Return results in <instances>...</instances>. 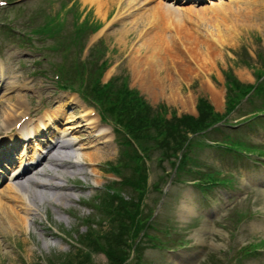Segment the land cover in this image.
Instances as JSON below:
<instances>
[{"label": "rangeland", "instance_id": "obj_1", "mask_svg": "<svg viewBox=\"0 0 264 264\" xmlns=\"http://www.w3.org/2000/svg\"><path fill=\"white\" fill-rule=\"evenodd\" d=\"M166 3L167 0H13L11 6L0 7V52H6L8 59L18 56V47L27 46L22 39L13 37L20 31L36 45L33 53L41 68L30 67L34 71L20 91L21 96H5L13 97L9 108L13 104L15 115L42 114L48 109L55 115L65 111L66 116L55 123L62 130L73 122L66 120L80 115L83 104L74 95L62 93L53 75L57 69L61 73L65 69V76L70 78L77 72L70 66L80 62L90 72L78 73L80 90L87 84L84 91L92 95L97 85L109 82L111 90L125 84L132 94L140 92L143 103L149 102L152 109L161 108L162 125L183 113L197 116L200 96L222 112L224 96L229 95L225 89L227 77L232 74L243 84L256 83L257 71L264 69V0H225L214 7L203 3H171L173 6L167 7ZM50 18L52 23L46 32H31L32 28L46 25ZM61 21V28L51 34L53 25ZM74 25L80 26L76 40L81 44L63 47L66 38L74 35ZM90 25L97 31L89 33ZM64 50L67 54H63ZM260 94L259 98L240 101V107L227 118H237L249 113L253 105L260 106L264 92ZM68 101L71 103L66 107ZM6 102H0V118ZM253 119L208 134L176 135L175 143L185 147L194 159L181 170L172 162L178 160L182 147L171 145L173 140L168 141L171 147L162 146L168 134L161 136L158 143L151 140L157 131L155 126H139L136 133H143L145 147L150 146L144 150L148 184L139 200L129 186L117 184L110 189L113 181L121 182L131 169L124 166L115 171V164L119 160L133 164L121 155L123 135L118 143L115 139L113 143H98L101 140L89 129L70 133L66 138L76 136L77 146H87L78 151L82 165L66 163L59 167L56 179L42 177L40 181L60 183L62 187H33L38 197L34 202L37 213L27 214L23 203L17 197L13 199L16 215L27 217L28 227L0 239V264H109V252L121 254V264H176L181 257L175 254L177 247L195 252L190 264H264V189L255 185L248 191L240 186L241 178L258 181L264 158L256 154L244 159L233 154L235 158L220 153V146L203 142L204 137L222 140L232 136L241 141V148L260 152L264 149V115ZM105 122L102 124L111 128L110 121ZM257 125H262L263 131ZM189 142L188 149L184 144ZM163 169L168 173L175 169L173 178ZM203 175L220 177L219 183L225 177L229 180L223 185L209 184L203 182ZM5 184L0 186V192ZM60 194L71 197L59 200ZM112 195L119 196L121 202L116 197L110 201ZM183 201L194 207L193 214H180ZM108 205L118 208L108 212ZM138 218L145 223L139 224ZM149 218L148 232L155 236L152 240L143 237ZM206 222L209 228L201 230ZM196 229L200 233L193 231ZM193 234L202 236L205 244L196 245Z\"/></svg>", "mask_w": 264, "mask_h": 264}, {"label": "bare ground", "instance_id": "obj_2", "mask_svg": "<svg viewBox=\"0 0 264 264\" xmlns=\"http://www.w3.org/2000/svg\"><path fill=\"white\" fill-rule=\"evenodd\" d=\"M211 5H217L220 6V2L222 0H210ZM209 7H214V6H209ZM4 71H0V79L3 76ZM8 84L9 87H13V91L16 89H20L19 86L17 85H13V80L12 77H9L8 80ZM7 93V92H6ZM12 99V98H11ZM69 102V101H68ZM5 105L9 106V102L4 103ZM13 107V104H11ZM7 108H5V114L6 116L2 117L1 121H0V128L4 129V130H10V127H13L12 125V121H13V116L15 115L12 109H9L8 112L6 111ZM11 111V112H10ZM89 110H84L83 114H80L79 116H75L73 119H69L66 121H73L71 123H67V125L65 126V128H63V130H57L58 132H62L64 135H68L70 133H74V131H87V128L91 131L94 132V136L95 138L100 139L101 141H103V138H105V142L107 143L108 141H110L109 139L111 138V133L109 130V127L106 126H100L94 118L90 117L89 114ZM25 114V113H24ZM22 114V115H24ZM20 114V117L22 116ZM58 115V116H57ZM52 114L50 112H45L44 113V118L46 119V122H44L43 124L38 123L36 126V129H38L40 126H43L44 130L47 131V122H50L51 125H55L57 127V124H55L56 121H59L61 118H64L66 116V113H61L59 112V114ZM19 117V119H20ZM81 117V120H78ZM15 123V122H14ZM13 123V124H14ZM23 126V125H22ZM26 126L24 125L21 130L19 131V134L22 136H26L25 133L27 131H25ZM84 129H82V128ZM78 128V129H77ZM27 130H29V128H27ZM42 131V130H41ZM35 132V131H34ZM47 133L50 135V137H58V134L55 133H51L49 131H47ZM29 135V133L27 134ZM10 139L6 141H2L6 146L10 145L8 143V141H11V144H13V140H17V139H12L13 135H9ZM37 137V135H35V138ZM49 137V138H50ZM43 136H40L39 138L36 139V150H42L44 148V146H47L46 142H43ZM76 141V136H73L72 139L63 142L62 144H74V142ZM98 142V143H101ZM50 143L54 144L56 142V144H58V141H55L53 139L49 140ZM79 142V141H78ZM61 144V149L65 148L64 145ZM27 146L23 147V150L20 154L21 155L23 153H25L27 150ZM87 146H84L82 143H79L77 146V150L81 151V149L86 148ZM34 151V150H33ZM44 151V149L42 150ZM77 152V151H76ZM36 155V151H34L32 153V157H35ZM79 155V152L76 153V156ZM23 155H21L20 157L22 158ZM61 157V151L58 150L56 151L53 156L51 157V162L48 165V168L44 171L40 172V175H49L53 172H55L53 169L56 166H60V163H56L57 161L60 160ZM91 161V158H88ZM20 159H18V162L16 163V165L14 166L13 171H15L16 173L18 172V170L20 169ZM56 174H52V176L55 177ZM14 178H17L16 176ZM259 179L263 182L262 184H260L261 186L264 187V174H261ZM38 185V182L32 178V177H28L25 179L24 182H19L18 184L16 183H10L9 185H7L5 187V189L3 191L0 192V239L2 237L5 236V234L13 232V230H20L23 229L22 227L24 226L26 229L28 227V218L23 216V217H19L16 215V211L14 210L16 208V206L13 205V199L15 197H17V201L23 203V207L24 209H26L27 214H31V210H35V206L34 202L35 199H38L37 197V193H35V190L33 189L32 185ZM40 185H45V184H40ZM48 186L50 187V189H55V188H60L62 187V184L60 183H49ZM59 196V200L63 199V200H69V196L70 195H64V194H60L57 195ZM71 197V196H70ZM180 208H182L180 210V214L181 215H189V214H193L194 212V207H192L187 201H183L182 205L180 206ZM209 228V223L206 222L204 223L202 229H208ZM181 257L177 258V260H175L176 264H188L191 261L195 260V256L192 257L194 255L193 252H181ZM175 256V255H174Z\"/></svg>", "mask_w": 264, "mask_h": 264}, {"label": "trees", "instance_id": "obj_3", "mask_svg": "<svg viewBox=\"0 0 264 264\" xmlns=\"http://www.w3.org/2000/svg\"><path fill=\"white\" fill-rule=\"evenodd\" d=\"M109 107L110 108H113L112 106H110L109 105ZM125 107H126V114L128 115V114H130L129 112H133L134 110H135V105H134V103L131 101V99H128V101L126 102V105H125ZM119 113H121V112H119ZM119 113H117V115L119 116L120 114ZM201 116H202V118L204 117V116H208V114H206L204 111H201ZM118 120H120L121 121V119L120 118H117ZM142 123H144V122H146L145 120H143V121H141ZM183 122V120L181 119V121H176V125L177 126H179L181 123ZM188 124H189V122H186L185 123V125L184 126H188ZM174 125V123L173 122H171V123H166V129H165V131L167 132V133H171L172 131H174L175 129H173L172 128V126ZM137 208H135V210H136ZM120 209H118V211H119ZM121 249H123V248H121ZM124 250V249H123ZM107 253H108V250H107ZM107 256H108V261H109V264H121V254L119 255L118 253L116 254V255H114V254H110V252L107 254Z\"/></svg>", "mask_w": 264, "mask_h": 264}]
</instances>
